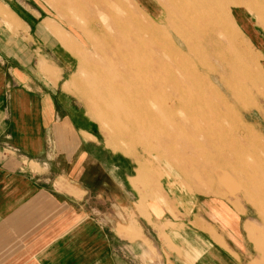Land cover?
Here are the masks:
<instances>
[{
  "label": "crops",
  "instance_id": "1",
  "mask_svg": "<svg viewBox=\"0 0 264 264\" xmlns=\"http://www.w3.org/2000/svg\"><path fill=\"white\" fill-rule=\"evenodd\" d=\"M58 5L0 0V264H264L253 219L150 196L155 169L107 146L73 94L87 48Z\"/></svg>",
  "mask_w": 264,
  "mask_h": 264
},
{
  "label": "rangeland",
  "instance_id": "2",
  "mask_svg": "<svg viewBox=\"0 0 264 264\" xmlns=\"http://www.w3.org/2000/svg\"><path fill=\"white\" fill-rule=\"evenodd\" d=\"M53 1L55 7L57 3L59 4L57 10H59V14L63 18L62 22L65 25H70L72 29L80 34V38L87 48L73 76V94L76 95L80 103H84L91 119H94L96 124L100 127L101 134H103V139L105 143H107V146L116 150L117 153L125 155L127 159L133 162L136 168L139 166L138 164L143 165L144 169L142 173L149 168L155 169V172H151L153 173L151 177L146 178L141 176V178H139L142 182L144 179H147L149 180L148 183H151V187L149 188L150 196H159V194L162 193L160 189L164 187V189L167 190L170 195L175 196L183 206H189L195 201H200L202 203H222L228 205L230 209L242 212L250 219H253L255 225L252 232L255 231L250 234L249 228H247L249 235L248 240L251 239L252 243H255L256 250L258 253H262V257L259 256L258 253L256 255L263 259L264 94L261 92H264V0ZM172 8L173 10H170ZM239 13L244 16L247 15V17L250 18L252 31L249 29H242L235 19ZM112 24H114L115 27ZM166 26H168V29ZM169 26H171V28ZM199 30L202 34L204 33V36L210 38L209 41H206V45H209V42L213 40V36L219 35L220 47L216 50L218 54H216V60L220 62V64L222 63L225 68V72L227 73H225L224 76L227 81L225 80L224 82L220 80L219 82V76L217 74L216 76L215 74H210L212 76V81L206 79L205 81L199 82L196 78L193 79L196 80L198 85L201 83L200 89L193 90L190 88L198 97L195 96V99L194 97H187L185 95L186 93H183V88H179V97L184 106H179L176 112L177 114L175 115L176 119L170 122V126L167 124L165 127L169 132L174 129L173 132L178 133V142L177 140L168 141L167 146H169L166 147L160 144L157 138L148 139V134L145 135L148 132L147 128L143 129V132L134 131L130 123L125 121L122 122L119 118H116L108 109L104 108V101L94 95L91 74L94 64L99 62L97 58L99 57L100 48L95 46L97 45V41L101 43L99 45L100 47H105L107 43L103 38L105 39L109 36L115 37L117 33H132V36L140 40L142 39V42L146 45L156 46L158 41L160 42V39L168 41L169 38L171 40V42L169 40L171 46L169 43L165 46L167 51H170L171 47L178 48V46L182 51H186L187 46L182 38L186 37L189 39L193 35H199ZM146 37H148V39ZM157 38L158 41H156ZM172 39H175L177 44L174 42L175 40L172 43ZM114 47L121 51L122 41L117 40ZM173 56H175V54ZM164 59L165 57L160 60L161 68L165 66ZM200 61L202 64V67H200L209 71L203 61ZM212 65L216 67L217 63H212ZM252 65H254V68ZM228 72L232 73L230 74ZM250 77L253 78V82L250 80ZM240 79L242 80L240 81ZM160 82L161 81H158L151 88L153 93L161 95L169 91V88ZM256 86H259L262 91L257 92L255 89L257 88ZM195 87L196 86L193 88ZM216 89L219 91H216ZM209 91L210 96H207ZM201 93L203 95H200ZM185 96L188 100L183 98ZM234 96L238 98L234 99ZM204 98L205 100L207 99V104L212 105L214 115L212 114L211 118H206L205 115H203L204 111L203 113L197 112L198 104L201 99ZM149 100H147L149 103L147 104V109L153 113L159 112L157 110L159 102H153L152 99ZM163 101H166L165 98ZM229 102H233V104ZM172 105L173 102L170 103V106ZM97 111L100 112L98 113ZM225 111L227 112L224 113ZM221 113L223 116H221ZM104 114L107 115L105 116ZM228 117L231 119L229 120ZM223 122L224 124H222ZM131 129L133 132H131ZM150 130L154 129L151 128ZM183 132L185 133L182 134ZM198 133L200 134L198 135ZM202 133H205V136ZM211 135L214 137H211ZM188 142L196 143V147L204 151L196 153L188 149L186 147ZM221 145L226 149L224 153H222L223 151H220V149H217V147ZM6 150L8 151V149ZM192 155H195L194 157L196 158H193ZM133 157L136 158L135 162ZM204 165H207L206 169ZM156 168H160V170ZM199 170H201V172H199ZM206 170L208 171L206 172ZM205 175L206 177H204ZM199 178H202V180ZM206 178L208 179L206 180ZM136 186L138 190L141 189V185L138 183H136ZM114 254L122 255V252L119 249H114ZM127 261L133 264L134 260L130 257L127 258Z\"/></svg>",
  "mask_w": 264,
  "mask_h": 264
},
{
  "label": "bare ground",
  "instance_id": "3",
  "mask_svg": "<svg viewBox=\"0 0 264 264\" xmlns=\"http://www.w3.org/2000/svg\"><path fill=\"white\" fill-rule=\"evenodd\" d=\"M170 2V1H169ZM184 4V3H183ZM124 5V4H123ZM196 5V4H195ZM179 6V5H178ZM180 7V6H179ZM78 10V9H77ZM170 10H173L170 9ZM169 10V11H170ZM184 10V9H183ZM132 11V10H131ZM217 11V10H216ZM110 12V11H109ZM173 12V11H172ZM198 12V11H197ZM106 13V12H105ZM167 13V12H166ZM180 13V12H179ZM216 13V12H215ZM101 14V13H100ZM175 14V13H174ZM182 14V12H181ZM217 14V13H216ZM213 15V14H212ZM111 16V15H110ZM114 16V15H113ZM163 16V15H162ZM215 16V15H214ZM120 17V16H119ZM178 17V16H176ZM186 17V15H185ZM128 18V17H127ZM167 19V17H166ZM176 19V18H175ZM188 19V18H187ZM160 20V19H159ZM158 20V21H159ZM178 20V19H176ZM180 20V18H179ZM189 20V19H188ZM149 21V20H148ZM157 21V22H158ZM168 21V20H167ZM173 21V20H171ZM111 22V21H110ZM130 22V21H129ZM139 22V21H138ZM161 22V21H160ZM122 23V22H121ZM166 23V22H165ZM174 23V22H173ZM128 24V23H127ZM181 24V23H180ZM189 24V23H188ZM114 26V24H112ZM137 25V24H136ZM165 25V24H164ZM179 25V24H178ZM177 25V26H178ZM182 25V24H181ZM112 26V27H113ZM144 26V25H142ZM173 26V24H172ZM175 26V25H174ZM186 26V25H185ZM184 26V27H185ZM190 26V25H189ZM207 26V25H205ZM115 27V26H114ZM128 27V26H127ZM159 27V26H158ZM168 29V26H166ZM165 27V28H166ZM171 28V26H169ZM179 27V26H178ZM187 27V26H186ZM169 28V29H170ZM177 28V27H175ZM190 28V27H189ZM192 28V27H191ZM147 29V28H146ZM166 29V30H167ZM178 29V28H177ZM212 29V28H210ZM163 30V29H162ZM213 31V30H211ZM84 32V31H83ZM157 32V31H156ZM155 32V33H156ZM172 32V31H171ZM192 32V31H191ZM190 32V33H191ZM145 33V31H144ZM148 33V32H147ZM150 33V32H149ZM154 33V34H155ZM165 33V32H164ZM173 33V32H172ZM182 33V32H181ZM189 33V32H187ZM211 33V32H209ZM204 34V33H203ZM200 30L199 35H193L189 39L183 37L182 40L186 44V51L182 49L171 47L170 51L166 50V45L170 44L171 40L168 38V41L165 39L158 38L157 45H146L142 42V39L132 36V33H117L115 37L103 38L107 43L105 47H100L99 41H97V46L100 48L99 57L97 58L99 62H96L93 67L91 78L94 86V95L103 100L104 108L108 109L116 118H119L122 122L125 121L130 123L132 129L137 132H143V129L147 128L148 139L157 138L160 144L168 147V141L177 140L176 132H173L174 129L169 132L165 127L167 124L170 126V122H173L176 118V112L179 106H182V100L179 97V88H183V93L187 97H197L196 93L192 92L190 88L200 89V85L196 82L197 79L199 82L210 79L212 81V76L210 74H216L219 76L218 80L220 82H225V68L222 63L216 60V50L220 47L219 35L213 36V40L209 42V45H206V41H209L210 38L204 36ZM135 35V34H134ZM140 35V34H139ZM173 35V34H172ZM180 35V34H179ZM154 37V36H153ZM152 37V38H153ZM143 38V37H141ZM148 39V37H146ZM172 38V37H171ZM177 38V37H176ZM89 39V38H88ZM90 40V39H89ZM98 40V39H97ZM117 40L122 41L121 51L117 50L114 47V44ZM170 40V42H169ZM175 39H172V43ZM101 42V41H100ZM147 42V41H146ZM176 43V40L174 41ZM174 43V45H175ZM105 44V43H104ZM177 44V43H176ZM171 46V44H170ZM104 48V49H103ZM175 54V56H173ZM230 54V53H229ZM218 55V54H217ZM165 66L161 68L160 60L164 58ZM226 57V56H225ZM229 57V56H228ZM251 57V56H250ZM236 58V57H234ZM205 64L206 68H201V61ZM246 61V60H244ZM212 63H217L216 67ZM247 65V64H246ZM201 66V67H200ZM231 66V65H230ZM227 67V66H226ZM254 68V65H252ZM252 68V69H253ZM88 70V69H87ZM254 70V69H253ZM89 71V70H88ZM247 72V70H246ZM232 73V72H228ZM223 74V76H222ZM228 75V74H227ZM193 77V78H192ZM242 79H240L241 81ZM250 80L253 82V78L250 77ZM161 81L160 83L166 85L169 88V91L159 95L153 93L151 88L155 83ZM227 81V80H226ZM232 83V82H231ZM195 84V85H193ZM225 84V83H223ZM247 84V83H246ZM203 85V84H202ZM208 85V84H207ZM196 86L195 88H193ZM206 86V85H205ZM211 86V85H210ZM229 86V85H228ZM244 86V85H243ZM248 86V85H247ZM90 87V86H89ZM218 87V86H217ZM224 87V86H223ZM230 87V86H229ZM234 87V86H233ZM232 87V88H233ZM255 88L258 91L260 90L259 86ZM208 88V87H207ZM249 88V87H248ZM247 88V89H248ZM226 89V88H225ZM235 89V88H234ZM90 90V89H88ZM181 90V89H180ZM203 90V89H202ZM206 90V89H205ZM209 90V89H208ZM214 90V89H213ZM218 89H216L217 91ZM230 90V89H229ZM227 90V91H229ZM233 90V89H232ZM231 90V91H232ZM238 90V88H237ZM246 90V89H243ZM219 91V90H218ZM90 92V91H89ZM204 92V91H203ZM202 92V93H203ZM215 92V91H214ZM223 92V91H222ZM233 92V91H232ZM245 92V91H243ZM251 92V91H250ZM259 92V93H260ZM200 95H203V94ZM207 93V92H206ZM249 93V92H248ZM264 94V92H261ZM92 94V93H91ZM183 95L182 93H180ZM209 94V95H208ZM212 94V92H211ZM221 94V93H220ZM229 94V93H228ZM246 94V93H245ZM93 95V94H92ZM222 95V94H221ZM248 95V94H247ZM183 97L184 99L186 98ZM205 96V95H204ZM207 96H210V91L207 93ZM215 96V95H214ZM217 96V95H216ZM219 96V95H218ZM246 96V95H244ZM206 97V96H205ZM233 97V96H232ZM165 98V102L163 99ZM198 98V97H197ZM212 98V96H211ZM222 98V97H221ZM238 97L234 96V99ZM149 99H152L153 102H159L157 110L159 112H151L147 109V104ZM183 99V100H184ZM187 99V98H186ZM200 99V98H199ZM198 99V100H199ZM227 99V98H226ZM232 99V98H230ZM188 100V99H187ZM197 100V102H198ZM207 100V99H206ZM205 98L201 99L198 104L197 112L203 113L206 118H211L213 114L212 105L206 103ZM242 100V99H240ZM239 100V101H240ZM254 100V99H253ZM150 101V100H149ZM173 102V105L170 106V103ZM214 101V97H213ZM217 101V100H216ZM215 101V102H216ZM247 101V100H246ZM218 102V101H217ZM226 102V101H225ZM236 102V101H235ZM91 103V102H90ZM100 103V102H99ZM185 103V102H184ZM228 103V102H227ZM233 104V102H229ZM248 103V102H247ZM187 104V102H186ZM226 104V103H225ZM244 104V103H243ZM95 105V104H94ZM216 105V104H215ZM98 106V105H97ZM184 106V105H183ZM227 106V105H226ZM231 106V105H230ZM236 106V105H235ZM216 107V106H215ZM220 107V106H219ZM233 107V106H232ZM242 107V106H241ZM244 107V106H243ZM102 108V107H101ZM185 108V107H184ZM188 109V108H186ZM185 110V109H184ZM189 111V110H188ZM232 111V110H230ZM98 112V111H97ZM100 112V111H99ZM98 112V113H99ZM103 112V111H102ZM194 112V111H193ZM225 111L224 113H226ZM238 112V110H237ZM104 113V112H103ZM197 113V114H198ZM235 115L234 113H232ZM96 115V114H95ZM105 115V114H104ZM107 115V114H106ZM105 115V116H106ZM187 115V114H186ZM193 115V114H192ZM214 115V114H213ZM230 115V114H229ZM239 115V114H238ZM191 116V114H190ZM195 116V115H194ZM200 116V115H199ZM221 116L222 113H221ZM227 116V115H226ZM179 117V116H178ZM219 117V115H218ZM235 117V116H234ZM108 118V117H107ZM111 118V117H110ZM113 118V117H112ZM199 118V117H198ZM220 118V117H219ZM229 118V117H228ZM182 119V118H181ZM188 119V118H187ZM203 119V118H202ZM215 119V118H214ZM231 118H229L230 120ZM239 119V118H238ZM236 119V120H238ZM193 120V118H192ZM205 120V119H204ZM217 120V119H215ZM228 120V121H229ZM235 120V121H236ZM105 121V120H104ZM211 121V120H210ZM225 121V120H224ZM108 122V121H107ZM209 122V121H208ZM217 122V121H216ZM239 122V121H238ZM109 123V122H108ZM191 123V122H190ZM193 123V122H192ZM211 123V122H210ZM209 123V124H210ZM218 123V122H217ZM241 123V122H240ZM110 124V123H109ZM117 124V123H116ZM174 124V123H173ZM203 124V123H202ZM224 124V122L222 123ZM227 124V123H225ZM121 125V124H120ZM164 125V126H163ZM193 125V124H192ZM205 125V124H204ZM216 125V124H215ZM107 126V125H106ZM109 126V125H108ZM126 126V125H125ZM128 126V125H127ZM173 126V125H172ZM201 126V125H199ZM222 126V125H221ZM228 126V125H227ZM112 127V125H111ZM114 127V125H113ZM178 127V126H177ZM194 127V126H193ZM215 127V126H214ZM115 128V127H114ZM117 128V126H116ZM153 128L154 130H150ZM161 128V129H158ZM206 128V127H205ZM131 129V130H132ZM158 129V130H156ZM190 129V128H189ZM207 129V128H206ZM210 129V127H209ZM240 129V128H237ZM133 130L131 132H133ZM191 130V129H190ZM189 130V132H190ZM198 130V129H197ZM202 130V129H201ZM120 131V130H119ZM179 131V130H178ZM199 131V130H198ZM222 131V130H221ZM124 132V131H123ZM130 132V131H129ZM214 132V131H212ZM227 132V131H226ZM236 132V131H235ZM122 133V132H121ZM120 133V134H121ZM135 133V132H134ZM183 132L182 134H184ZM128 134V132H127ZM144 134V133H143ZM200 133H198L199 135ZM203 134V133H202ZM205 134V133H204ZM203 134V135H204ZM207 134V133H206ZM216 134V132H215ZM252 134V133H251ZM254 134V133H253ZM130 135V134H129ZM197 135V134H196ZM208 135V134H207ZM134 136V135H133ZM186 136V135H185ZM205 136V135H204ZM210 136V135H209ZM208 136V137H209ZM213 135H211L212 137ZM138 137V136H137ZM198 137V136H197ZM214 137V136H213ZM183 138V137H182ZM216 138V137H215ZM209 139V138H208ZM214 139V138H213ZM179 140V138H178ZM177 140V142H178ZM215 140V139H214ZM187 141V140H186ZM185 141V142H186ZM212 141V140H211ZM236 141V140H235ZM181 142V141H180ZM184 142V143H185ZM217 142V141H216ZM221 142V141H220ZM237 142V141H236ZM259 142V141H258ZM224 143V142H223ZM196 144V143H195ZM193 142H188L186 147L196 153L199 151H204L196 147ZM222 144V143H221ZM215 145V144H214ZM204 147V146H203ZM217 147V146H216ZM183 148V147H182ZM186 148V149H187ZM220 151L226 150L224 146L217 147ZM182 150V149H181ZM207 152V151H206ZM205 152V154H206ZM218 152V151H216ZM203 153V152H202ZM192 154V153H189ZM219 155V154H218ZM252 155V154H251ZM193 156V155H192ZM195 156V155H194ZM193 158H196L194 157ZM186 158V157H185ZM189 158V157H188ZM252 158V157H251ZM194 160V159H193ZM195 161V160H194ZM212 165V164H210ZM201 166V164H200ZM205 166V165H204ZM207 166V165H206ZM205 166V169L207 168ZM203 167V166H202ZM225 167V166H224ZM211 168V167H210ZM223 169V168H222ZM204 170V168H203ZM208 170H206L207 172ZM201 172V170H199ZM211 172V171H210ZM203 174V173H202ZM208 174V173H207ZM210 174V173H209ZM201 175V174H200ZM204 175V174H203ZM206 177V175L204 176ZM202 180V178H199ZM208 178H206L207 180ZM204 181V180H203ZM202 181V182H203Z\"/></svg>",
  "mask_w": 264,
  "mask_h": 264
}]
</instances>
